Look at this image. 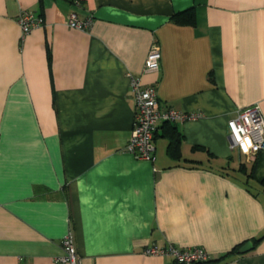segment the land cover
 Returning <instances> with one entry per match:
<instances>
[{"label":"crops","instance_id":"0c3cea01","mask_svg":"<svg viewBox=\"0 0 264 264\" xmlns=\"http://www.w3.org/2000/svg\"><path fill=\"white\" fill-rule=\"evenodd\" d=\"M190 6L194 24L171 18ZM24 9L44 23L23 33ZM71 10L89 27L69 26ZM155 42L161 65L147 70ZM128 72L157 86L163 109L198 112L160 122L152 159L126 149ZM256 103L264 113V0H0V264H61L70 230L81 264H176L144 248L202 246L216 258L253 241L264 151L248 161L231 150L228 120ZM165 122L182 133L181 159ZM243 160L256 161L250 178ZM253 243L198 264H264V237Z\"/></svg>","mask_w":264,"mask_h":264},{"label":"built area","instance_id":"2783aa9c","mask_svg":"<svg viewBox=\"0 0 264 264\" xmlns=\"http://www.w3.org/2000/svg\"><path fill=\"white\" fill-rule=\"evenodd\" d=\"M78 2L79 0H75ZM23 33L43 24V18L27 9L18 15ZM67 24L71 27L86 29L91 24V17L80 18L75 10L67 15ZM161 49L157 42L153 43L146 58L145 67L157 70L161 65ZM132 96L135 100L134 125L126 149L139 158L155 157V134L162 120H185L195 118L198 112H185L172 106L161 107L157 86L144 84L141 78L128 72ZM228 135L231 150L245 155L248 161L255 159L260 151H264V113L260 104L241 107L228 120ZM63 253L55 260L61 264H81V257L75 244L73 231L70 230L62 240ZM147 253L172 255L176 264H198L212 258L211 252L202 246L181 247L174 243L167 245L151 244L144 248Z\"/></svg>","mask_w":264,"mask_h":264},{"label":"trees","instance_id":"16d2710c","mask_svg":"<svg viewBox=\"0 0 264 264\" xmlns=\"http://www.w3.org/2000/svg\"><path fill=\"white\" fill-rule=\"evenodd\" d=\"M171 18L177 22V23H182V24H194L196 22V9L194 6H190L186 9L179 10L177 12H174L171 16ZM165 130L164 134L168 136V153L172 158L175 159H181L182 158V149H181V143H182V133L180 130H178L177 126L171 122H165L164 124ZM255 162L250 165V169H247L248 167V162L243 160L239 163L238 167L236 168L238 171L243 170L244 173L246 174V178L252 177L253 174V169L255 166ZM264 183V179L261 180ZM262 237H264V232L260 236L254 237L252 240L256 243L258 240H260ZM248 241V240H247ZM246 241L237 244L234 246L231 250L228 252L223 253L219 257H212L211 259L205 261L208 263H220L222 260H224L228 255L233 254V253H238L239 248L245 243ZM205 262H200V263H205Z\"/></svg>","mask_w":264,"mask_h":264},{"label":"water","instance_id":"95a60500","mask_svg":"<svg viewBox=\"0 0 264 264\" xmlns=\"http://www.w3.org/2000/svg\"><path fill=\"white\" fill-rule=\"evenodd\" d=\"M254 247V243L251 240L245 242L240 248L239 253L247 252Z\"/></svg>","mask_w":264,"mask_h":264},{"label":"rangeland","instance_id":"374dc122","mask_svg":"<svg viewBox=\"0 0 264 264\" xmlns=\"http://www.w3.org/2000/svg\"><path fill=\"white\" fill-rule=\"evenodd\" d=\"M38 15H40L42 18H43V16L41 15V14H38ZM66 21H67V18H66ZM43 23H44V18H43ZM238 162H239V160L237 159V157L235 156L233 159H232V163H236V164H238ZM63 245V244H62Z\"/></svg>","mask_w":264,"mask_h":264},{"label":"bare ground","instance_id":"6f19581e","mask_svg":"<svg viewBox=\"0 0 264 264\" xmlns=\"http://www.w3.org/2000/svg\"><path fill=\"white\" fill-rule=\"evenodd\" d=\"M147 56H148V54H147ZM147 58V57H146ZM145 63H146V59H145ZM145 69H146V67H145ZM147 70H149V69H147Z\"/></svg>","mask_w":264,"mask_h":264}]
</instances>
